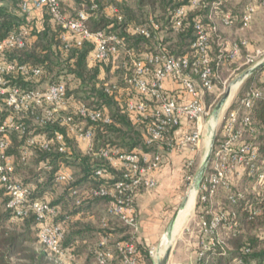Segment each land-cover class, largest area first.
<instances>
[{
    "label": "trees",
    "instance_id": "trees-1",
    "mask_svg": "<svg viewBox=\"0 0 264 264\" xmlns=\"http://www.w3.org/2000/svg\"><path fill=\"white\" fill-rule=\"evenodd\" d=\"M108 1L106 3V0H60V4L63 12L70 18H75L78 12L86 13L88 15L86 25L90 31L114 34L122 40L126 49H132L136 54L144 50L146 53L154 54L159 48L168 55L187 58L190 64L197 62L200 57L191 46L194 37L193 24L196 16H205L203 24L206 27L215 26L216 28V33H210L208 50L209 65L215 73L212 79L213 89L220 83L219 74L233 68L236 62L245 56L247 44L242 41L244 38L241 34L247 31L250 25L247 28L242 27L243 7L258 3L260 0H222V3L212 11L216 24L207 22L209 9L212 8L215 0H199L200 6L186 15L183 30L177 34L170 28L171 12L174 8L187 5L191 0H136V11L116 3L115 0ZM18 3L19 0H4L0 5V41L26 24L25 18L20 15ZM108 4L117 6V15L107 14ZM224 14L230 16L228 26L222 23ZM44 15L42 29L37 31L32 26H28L30 30L25 48L7 53L6 58L18 64L40 69L42 74L39 80L42 83L52 84L64 81L69 97L89 109L100 110L109 117L108 124L102 122L91 124L86 121V126H93L95 152L107 148L125 152L157 151L156 145H149L146 143V138L144 139L146 136L144 124L138 122L136 117L125 110L126 100L133 98L134 95L127 84L131 74L127 64L124 67H117L111 73L115 57H110L105 62L92 61L93 44L91 42H84L81 47H77L70 34L54 23L47 13ZM148 16H151V21L162 24L158 31L152 32L150 39H146L133 30L135 27L147 25L150 22ZM160 31H164L166 38L156 42L153 34ZM63 36L66 37L65 41L62 39ZM220 39L229 48L236 45L239 51L234 58L227 57L228 51H226L225 57L218 62L217 66ZM117 56H124L126 60L123 52ZM196 69L199 72L201 67L196 66ZM263 71L264 65L246 79L243 89L233 102V107L250 88L251 83L260 78ZM189 73L199 84V76L194 74L192 67ZM118 74L121 75V79L111 84L110 79ZM22 79L23 77L18 79L20 84H23ZM33 81L34 79H31L23 85H29ZM262 85L264 87V84ZM210 95L208 93L204 95L206 105L214 100V96ZM213 102L215 105L216 100ZM247 115L249 124L243 129L242 140L256 145L259 153H264V101L255 102ZM241 118L242 116L239 115L238 122ZM55 130L65 134V129L57 126H49L37 132L50 134ZM173 132L170 131L168 139ZM10 136L8 153L17 151L14 154V177L29 188L30 202L41 200L57 209L58 215L51 222L60 224L62 227L61 251L64 254H70L74 259L83 256L84 261L80 264H96L95 252L101 248V239L106 238L108 247L117 242H133L139 254L138 264H154L148 250L136 242L134 228L109 213L112 198L89 195L91 189L102 186L111 187L120 179V172L114 171L102 158L82 154L72 140L67 142L69 151L66 155L55 151L46 153L35 150L36 156L32 154L25 163H22L20 152L25 137H20L16 133ZM33 156H35L34 160ZM57 161H63L75 171L72 183L61 186L55 184V170L44 171L39 164L49 162L56 168ZM100 168L112 174L113 178H97L95 172ZM253 180L254 178L248 177L241 183L242 188L238 192L241 197L235 204L228 200L229 195L237 193L231 185L228 188L219 187L209 199L217 198L221 191H226L227 201L222 199L218 207L211 208L209 200L204 202L198 199L197 206L203 208L207 223L210 221L208 217L210 214L206 212L217 211L220 207L222 213H227L214 234L210 235L208 241L210 248L203 251L199 264H264V188L258 193L253 192ZM75 190L81 197L78 204H76L77 199L72 196ZM8 200L5 191L0 188V264H64L63 259L39 243V227L35 216L29 213L26 217L16 218L15 213L6 208ZM230 223L235 224L233 232L218 236L215 234ZM111 236H115L116 239L110 240ZM114 256L117 254L115 253ZM116 262L114 260L108 264H116Z\"/></svg>",
    "mask_w": 264,
    "mask_h": 264
},
{
    "label": "built area",
    "instance_id": "built-area-1",
    "mask_svg": "<svg viewBox=\"0 0 264 264\" xmlns=\"http://www.w3.org/2000/svg\"><path fill=\"white\" fill-rule=\"evenodd\" d=\"M4 0H0V5ZM222 0H215L212 6L215 8ZM200 6L199 0H191L185 6L174 8L170 17V28L174 33L183 30V21L188 9H196ZM264 7V2L260 4ZM20 15L25 17L26 24L18 28L6 38L0 41V188L9 198L6 208L15 213L16 218H23L32 213L38 223L39 243L50 252L64 259L61 251L63 230L60 224L51 222L58 215L57 209L47 202L35 200L30 202V190L14 177L15 157L8 153L10 148L9 136L13 133L25 137L21 146L20 162L25 163L33 154L32 150L66 155L69 151L66 135L55 130L50 134L38 133L37 130L49 126L64 128L77 142L87 144L85 153L102 158L114 170L121 173V177L111 187L102 186L89 191L92 197H111L109 213L125 221L135 230V195L140 188L151 189L156 183L151 179H145V174L155 170L161 164L159 148L163 144L172 146V141L167 138L170 131H175L180 126V120L185 117L196 127L188 134L182 136L180 145H188L191 150L198 148L201 131L198 123L207 117L211 107L204 102V95L212 89V79L215 73L211 69L208 57L210 33H216L215 26L206 27L202 22L193 24L194 37L191 46L200 57L197 62L190 64L185 57H174L166 54L161 49L156 53L136 54L132 49H126L122 40L114 34L107 35L104 31L92 32L87 28L88 15L78 12L75 18L68 17L60 4V0H19ZM256 7L248 5L244 8L241 18L243 28H247L253 20ZM33 12L47 13L52 21L70 34L77 47L84 42L93 44L91 60L105 62L110 57H116L120 52L126 56L127 67L131 74L127 79L129 89L133 91L135 98H131L125 105V110L144 124L146 143L156 145L157 151L143 153L140 151L125 152L120 149L107 148L99 152L94 151L93 126H86V121L95 124L102 122L108 124L109 117L100 110L89 109L85 105L76 102L68 96L64 81L46 84L39 80L42 71L26 65L9 61L7 53L14 50H22L26 46V39L31 26L26 19ZM114 14H118L116 8ZM120 20V17H118ZM222 23L230 24V16L224 14ZM160 25L150 21L147 25L135 27V33L146 39L152 37V32L158 31ZM153 38H157L153 34ZM62 39L65 41L66 37ZM245 44V43H243ZM219 56L221 61L228 51L227 57L234 58L238 54V47L230 48L225 42L219 40ZM260 59V60H259ZM246 63H252L256 67L264 64V53L258 51L254 56H248ZM196 66L201 70L197 72ZM190 67L194 74L199 76V84L189 73ZM23 77V84L34 79L29 85L18 82ZM167 79L176 81L181 89L189 96L187 103H178L167 93L164 82ZM107 92L109 90L107 89ZM264 101V88L250 87L239 99L236 105L226 114L220 133L216 137V145L211 153V167L205 176L201 187V201H207L219 187L228 188L232 175L241 169L247 172V176L254 178L257 187H264V157H261L258 147L252 143L243 141V129L249 124L247 115L253 104ZM242 118L238 122V116ZM31 125V126H30ZM29 157V158H28ZM56 168L51 163H42L44 171H53L54 182L57 185H68L74 181V174L63 161L56 162ZM193 162L186 165L190 170ZM104 169L96 170L97 178H104ZM76 204L80 202L78 191H73ZM241 197L240 193L231 194L228 200L235 204ZM225 214L213 217L208 223L201 218V227L207 235H212L218 228ZM101 248L95 252L96 264H108L117 261L116 264H138L139 254L133 242H117L108 247L107 239L100 243ZM117 256H114V254ZM150 257L155 256V250H148Z\"/></svg>",
    "mask_w": 264,
    "mask_h": 264
},
{
    "label": "crops",
    "instance_id": "crops-1",
    "mask_svg": "<svg viewBox=\"0 0 264 264\" xmlns=\"http://www.w3.org/2000/svg\"><path fill=\"white\" fill-rule=\"evenodd\" d=\"M107 2L109 1L106 0V3ZM115 2L129 7L133 11L137 10L136 0H115ZM262 2H264V0H260L258 3H251V5L256 7L253 20L259 11L264 10V7L260 6ZM245 7L246 6L243 7V10ZM114 8L118 10L115 4H108L106 8L107 14L113 15ZM194 10L188 9L187 14ZM213 10L214 7L212 6V8L209 9L207 22L216 24V19L213 18ZM32 14H34L33 16L39 20V17H41L43 13L33 12ZM205 18L206 17L203 15L196 16L195 22L203 23ZM148 19L151 21V16H148ZM160 25L162 26V24ZM130 28L133 29V27ZM156 35L157 38L154 39L156 42L166 38L164 31L157 32ZM142 53H146V50ZM125 64L126 60L124 56H116L112 62L113 67L111 73H113L117 67H124ZM249 76H251V74ZM249 76H247L244 80H246ZM244 80L241 81L242 84L244 83ZM259 82L264 84V71L260 75ZM164 87L169 96L175 99L178 103L184 104L189 101V96L173 79H167L164 82ZM217 91L218 89L213 88L206 93H208L209 96L212 94L214 96L213 101H215L218 97L216 94ZM235 96L236 95L233 94L228 98L217 116H215L213 111L210 109L209 115L198 123L197 126L201 131V138L199 146L195 150H191L188 145L182 146L179 143L182 136L188 134L196 127L194 123H190L185 117H182L180 120V126L169 138V140L172 141V146L163 144L159 148V153L161 155L160 166L145 174V179L155 181L156 185L151 189L140 188L135 195L136 226L133 234L136 242L141 247L146 250H155V256L152 258L154 264H158L166 253H168L166 264H199L198 261L203 254V251L210 248L208 244L210 235L205 234L200 225L201 218L204 217V219H206L204 211H202L203 208H198L197 203L198 199H200L201 187L204 183L205 176L208 173V169L211 167V156L204 176L201 177L200 175L211 148L214 131L215 137L213 147L215 145L216 137H218L220 133L226 114L233 108V100ZM133 98H135V95H133ZM130 99L128 98L126 103ZM213 103L214 102L211 104L209 103L207 106L212 107ZM65 135L67 141L72 140L75 142L79 151L82 154H85L87 144L75 141L74 137L66 130ZM145 137L146 136H144V139ZM260 155L261 157H264L263 152L260 153ZM32 158L34 160L35 156ZM189 161L193 162V166L190 170L186 167ZM39 164L40 167H42V163ZM68 168L73 174L75 173L72 168ZM248 177L247 172L238 169L234 175L231 176L229 184L231 187H234L237 191H239L242 188L241 183ZM104 178L112 179L113 176L112 174H105ZM252 183L253 192L258 193L264 188L257 187L255 180H253ZM222 199L227 201L226 191H221L217 195V198L209 200L210 207L220 206ZM191 200L192 203L189 205L188 203ZM206 213L210 214L208 216L210 217L209 220L220 214H227L222 213L220 207L217 211ZM190 226L191 229L189 230ZM234 230L235 224L230 223L226 224L215 234L217 236L226 233L228 234ZM103 239H101L100 242H102ZM115 239V236L110 237V240ZM63 260L64 264H69L71 262L74 264L77 263V259H74V257L70 254H65Z\"/></svg>",
    "mask_w": 264,
    "mask_h": 264
},
{
    "label": "rangeland",
    "instance_id": "rangeland-1",
    "mask_svg": "<svg viewBox=\"0 0 264 264\" xmlns=\"http://www.w3.org/2000/svg\"><path fill=\"white\" fill-rule=\"evenodd\" d=\"M33 15L34 14H31L28 17L26 16V19L28 21H30L31 26L34 29H36L37 31H40L42 29V23H43L45 15L42 14V16L39 17V20H38V18L34 17ZM71 18H73V17H71ZM228 35H230V33ZM239 36H240V34H239ZM241 37L244 38L242 41H244L247 44L246 54H245V56L242 57V59H240V60H238V62H236L235 66L233 68H231V69L229 68L226 70L225 73H224V71H222L219 74L218 77H219L220 83L216 84V88L218 89L216 94L218 95V97L216 99L215 105L213 103V105L211 107L212 111L214 110L217 103L220 101V99L223 97V95L228 90H230V93H231L230 96H232L233 94L236 95L234 100H233V101H235L238 94L241 92V89H243V87L245 85L244 83H246V80H244L243 84L241 82H237V81L240 79V77H242V75H244L247 71H249L254 66L252 63H246L247 57L248 56H254L255 52H258V51L264 53V10H261L257 13V15L254 17L253 22L250 24L249 29L245 32H242ZM223 73H224V75H223ZM120 79H121V75H119V74L115 75L110 79V83L115 84ZM262 86H263L262 83L259 82V79H257V81L251 83V85L249 87L260 88ZM262 88H264V87H262ZM204 102L207 103L206 100ZM210 102L212 103L213 101H210ZM10 138H11V136H9V140H10ZM18 146H19V143H18ZM32 152L36 156V152L33 150H32ZM15 153H17V151L15 152V150H13L12 153L10 152V154L13 155L14 157H15V155H14ZM235 192H239V191H237L235 189ZM190 229H191V226H190L189 230ZM83 261H84V257H79L76 261L77 262L76 264H80Z\"/></svg>",
    "mask_w": 264,
    "mask_h": 264
},
{
    "label": "water",
    "instance_id": "water-1",
    "mask_svg": "<svg viewBox=\"0 0 264 264\" xmlns=\"http://www.w3.org/2000/svg\"><path fill=\"white\" fill-rule=\"evenodd\" d=\"M262 66L261 65H258L256 67H252L249 71H247L244 75H242V77H240V79L237 81V82H241L242 80H244L247 76H249L250 74H252L253 72L257 71L258 69H260ZM230 97V90H228L224 95L223 97L220 99V101L217 103V105L215 106L214 110H213V114L215 116L218 115V113L220 112L221 108L223 107V105L225 104V102L228 100V98ZM215 130V129H214ZM214 134H215V131H214ZM213 134V139H212V144H211V148L209 150V153H208V156L205 160V163H204V167L202 169V173H201V177L204 176L205 172H206V169H207V166H208V163H209V160H210V156H211V153H212V149H213V141H214V137L215 135ZM167 259H168V253H166L162 260L158 263V264H166L167 263Z\"/></svg>",
    "mask_w": 264,
    "mask_h": 264
},
{
    "label": "bare ground",
    "instance_id": "bare-ground-1",
    "mask_svg": "<svg viewBox=\"0 0 264 264\" xmlns=\"http://www.w3.org/2000/svg\"><path fill=\"white\" fill-rule=\"evenodd\" d=\"M231 94V93H230ZM191 203H192V200L188 203L189 205H191ZM192 208V207H191ZM188 214V213H187ZM186 216V215H185ZM187 218V217H186ZM179 220V219H178ZM179 222V221H178ZM180 223H181V221H180ZM177 228V227H176Z\"/></svg>",
    "mask_w": 264,
    "mask_h": 264
}]
</instances>
